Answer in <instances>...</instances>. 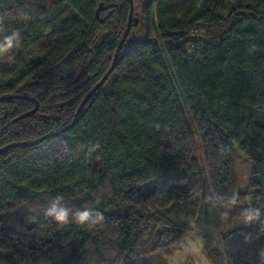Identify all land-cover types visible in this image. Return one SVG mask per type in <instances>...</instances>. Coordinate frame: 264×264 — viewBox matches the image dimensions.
<instances>
[{
    "label": "trees",
    "instance_id": "obj_1",
    "mask_svg": "<svg viewBox=\"0 0 264 264\" xmlns=\"http://www.w3.org/2000/svg\"><path fill=\"white\" fill-rule=\"evenodd\" d=\"M133 3L114 70L51 134L112 66L131 5L0 0V264H172L191 227L172 207L190 198L186 214L205 200L230 218L211 264H264V0Z\"/></svg>",
    "mask_w": 264,
    "mask_h": 264
},
{
    "label": "rangeland",
    "instance_id": "obj_2",
    "mask_svg": "<svg viewBox=\"0 0 264 264\" xmlns=\"http://www.w3.org/2000/svg\"><path fill=\"white\" fill-rule=\"evenodd\" d=\"M137 16L142 19L140 10L135 11ZM128 46L125 47L126 51ZM201 156V155H200ZM199 158L202 160L203 158ZM235 157L237 166L238 186L240 190L250 188V177L253 169V161L235 145ZM195 196V195H193ZM192 198L187 199L182 205L172 207V218L177 222L187 221L191 225L190 229L168 254V261L172 264H184L190 261L192 264H211V261L205 251V244L213 238V245L219 252H222L223 245L220 239L221 234L230 229L232 225L228 220V215L220 210H215L210 202L202 201V205L194 210V214H186L190 206L195 205ZM202 199V196H201ZM196 211V212H195ZM241 220H236L234 226ZM256 225L264 229V220H257Z\"/></svg>",
    "mask_w": 264,
    "mask_h": 264
},
{
    "label": "water",
    "instance_id": "obj_3",
    "mask_svg": "<svg viewBox=\"0 0 264 264\" xmlns=\"http://www.w3.org/2000/svg\"><path fill=\"white\" fill-rule=\"evenodd\" d=\"M130 5H131V10H130V16H129V21H128V26L126 28V31L124 32L123 36H122V39L116 49V52H115V55H114V58H113V62H112V66L110 67V69L107 71V73L103 76V78L91 89V91L87 94V96L84 98V100L82 101V103L80 104L75 116H74V119L72 121L71 124H69L67 127H65L64 129L62 130H59L58 132H55V133H51V134H58V133H61L62 131H65L66 129L70 128L78 119L79 117V114L82 110V108L84 107V105L89 101V99L93 96V94L98 90L99 87H101L104 82L107 80V78L109 77V75L111 74V72L114 70L115 68V64L118 60V57H119V54L122 50V47L126 41V38L127 36L129 35L130 33V30H131V25H132V20H134V22L137 24L139 22V18L133 16V12H134V3H133V0H128ZM110 5H107L105 7H99L97 9V14L99 13V11L103 8H108ZM107 17V16H106ZM106 17L102 18L105 19ZM48 135L50 134H47L37 140H34V141H29V142H25L22 144V146H27V145H33V144H37L39 142H41L43 139H45ZM10 146V145H8ZM6 147L4 148H1L0 151L4 150Z\"/></svg>",
    "mask_w": 264,
    "mask_h": 264
},
{
    "label": "clouds",
    "instance_id": "obj_4",
    "mask_svg": "<svg viewBox=\"0 0 264 264\" xmlns=\"http://www.w3.org/2000/svg\"><path fill=\"white\" fill-rule=\"evenodd\" d=\"M9 48L11 47V41H8V45ZM4 51L3 46H0V52ZM61 199H63L62 197H56V200L54 202V208L50 209L48 211V215H52L53 219L63 225L65 223L69 222V209L67 208H59V210H55V204L58 203ZM72 219L79 225H88L89 227H94L96 223H98L99 221H102L104 219L102 214H98L96 219H92V214L91 211L89 210H78L75 214L74 217H72ZM245 219L250 220L252 219L251 216H247Z\"/></svg>",
    "mask_w": 264,
    "mask_h": 264
}]
</instances>
